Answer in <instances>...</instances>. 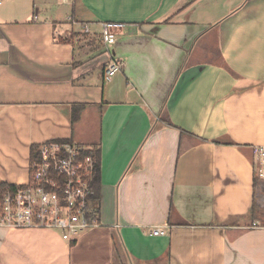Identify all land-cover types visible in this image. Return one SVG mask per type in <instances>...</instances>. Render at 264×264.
Instances as JSON below:
<instances>
[{
	"label": "crops",
	"instance_id": "1",
	"mask_svg": "<svg viewBox=\"0 0 264 264\" xmlns=\"http://www.w3.org/2000/svg\"><path fill=\"white\" fill-rule=\"evenodd\" d=\"M53 140L95 149L100 225L0 227V264H264V0H0V184Z\"/></svg>",
	"mask_w": 264,
	"mask_h": 264
},
{
	"label": "built area",
	"instance_id": "2",
	"mask_svg": "<svg viewBox=\"0 0 264 264\" xmlns=\"http://www.w3.org/2000/svg\"><path fill=\"white\" fill-rule=\"evenodd\" d=\"M102 41L109 49L117 40L119 22H103ZM85 33L89 26L84 25ZM123 63L111 59L104 69L109 82L121 71ZM31 163L28 183L0 192V227L9 229L41 228L58 233L69 243L100 225V212L93 205V182L98 175L97 157L91 146L72 141L53 140L38 148ZM254 169L264 179V146L252 148ZM152 236H167V229L153 228Z\"/></svg>",
	"mask_w": 264,
	"mask_h": 264
},
{
	"label": "trees",
	"instance_id": "3",
	"mask_svg": "<svg viewBox=\"0 0 264 264\" xmlns=\"http://www.w3.org/2000/svg\"><path fill=\"white\" fill-rule=\"evenodd\" d=\"M78 117H79V109H75V111H74V113H73V122L74 121H76L77 119H78ZM39 148V147H38ZM38 148H37V152H36V154H35V156H34V158H33V160L34 159H36L37 157H38ZM97 168H98V174H99V176H100V172H99V170H100V161H99V159L97 158ZM98 175L95 177V180H94V182H93V191H94V193H93V195H92V197H91V200L93 201V202H95L96 203V200L97 201H99L100 200V177H99ZM14 186V185H13ZM12 185H7V184H4V183H1L0 184V192H3V190H6L7 188H9V187H13Z\"/></svg>",
	"mask_w": 264,
	"mask_h": 264
},
{
	"label": "rangeland",
	"instance_id": "4",
	"mask_svg": "<svg viewBox=\"0 0 264 264\" xmlns=\"http://www.w3.org/2000/svg\"><path fill=\"white\" fill-rule=\"evenodd\" d=\"M260 210L262 212V215L264 216V188H263V198L261 199V207ZM261 223H264V221H261Z\"/></svg>",
	"mask_w": 264,
	"mask_h": 264
}]
</instances>
